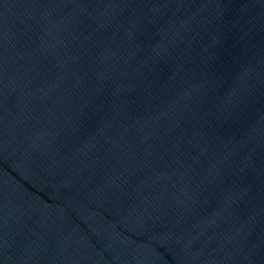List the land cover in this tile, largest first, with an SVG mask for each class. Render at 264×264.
I'll return each instance as SVG.
<instances>
[{"label": "water", "instance_id": "obj_1", "mask_svg": "<svg viewBox=\"0 0 264 264\" xmlns=\"http://www.w3.org/2000/svg\"><path fill=\"white\" fill-rule=\"evenodd\" d=\"M0 264H264V0H0Z\"/></svg>", "mask_w": 264, "mask_h": 264}]
</instances>
